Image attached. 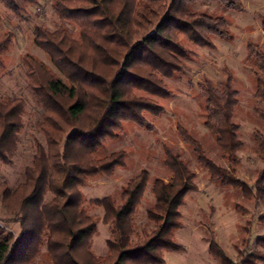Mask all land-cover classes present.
<instances>
[{
  "label": "trees",
  "instance_id": "16d2710c",
  "mask_svg": "<svg viewBox=\"0 0 264 264\" xmlns=\"http://www.w3.org/2000/svg\"><path fill=\"white\" fill-rule=\"evenodd\" d=\"M244 1L51 0L59 23L55 28L35 24L32 32L58 72L31 53L22 57L28 88L41 107L43 139L34 138L32 161L15 186L0 174V264H36L43 254L41 264H165L166 250L182 249L175 239L182 226L180 207L197 189V175L179 148L164 145L167 179L151 180L143 170L120 193L93 199L82 187L126 165L125 150L100 153L109 140L123 135L125 123L154 129L148 116L163 113L158 99L170 96L167 80L188 68L190 49L183 40L208 48L214 38L230 37L228 19L214 7L243 11ZM0 2L20 15L39 0ZM14 37L13 30L0 34V75ZM246 47L255 80L253 111L264 122V45L249 42ZM199 88L206 96L205 126L229 167L212 160L200 141L179 126L180 135L212 180L240 190L257 210L264 203V133L253 132L263 166L249 184L237 174L245 141L234 120L240 91L233 75L226 72L218 83L207 79ZM26 111L23 96L0 98V171L12 162ZM148 190L151 202L140 226L139 208ZM94 207L102 213H91ZM256 210L253 217L263 222L264 212ZM100 222L110 231L105 254H97L92 244ZM251 231L237 259L214 238L209 252L219 264H263L264 233L251 246Z\"/></svg>",
  "mask_w": 264,
  "mask_h": 264
},
{
  "label": "rangeland",
  "instance_id": "374dc122",
  "mask_svg": "<svg viewBox=\"0 0 264 264\" xmlns=\"http://www.w3.org/2000/svg\"><path fill=\"white\" fill-rule=\"evenodd\" d=\"M243 11L224 10L214 7L229 21L230 37L214 38L213 47H200L184 39L183 43L190 49L186 59L188 68L168 79L170 96L158 99L164 111L157 117L148 116L153 130L133 123H125L122 136L109 140L102 148V155L117 150L127 152V162L119 167L114 176L104 174L91 178L82 187L88 199L102 198L120 193L123 186L143 170L150 174V179L169 178L170 172L164 164V145L179 148L186 161L196 172L197 189L190 191L180 207L182 226L175 232L176 241L181 250H166L165 264H219L209 252V239L214 238L223 250L232 258H238V252L246 249L244 240L248 237L247 229H252L251 246L255 236L264 233V221L254 218L255 208L244 197L240 190L221 185L211 179L210 174L201 165L179 132V126L197 138L207 155L216 163L229 167L222 158L214 137L205 126L204 104L206 96L199 88V83L209 79L218 83L225 78V73L233 75V85L240 91V104L234 120L240 126V135L245 141L244 149L239 153L241 162L237 174L249 184L254 181L257 171L263 166L257 154V145L253 132L259 129L264 133V122L255 114L254 95L255 80L251 64L247 61V44L255 42L264 45V0H245ZM3 17L0 20V34L13 30V43L5 54V68L0 75V98L23 96L27 101L25 126L20 135L17 150L11 158V164L1 167V178L15 186L21 179L23 169L32 161L34 138L43 139L38 129L41 119V107L35 102L30 89L26 68L22 57L31 53L41 58L56 70L48 55L33 41V26L45 24L55 28L59 23L52 9L51 0H39L23 14L17 15L0 2ZM75 36L79 30L70 25ZM57 71V70H56ZM58 72V71H57ZM147 201L139 208L138 223L143 226L145 210L150 204L151 193H146ZM256 212H264V203H260ZM91 213H102L98 207L91 208ZM110 237L108 226L99 223V230L92 244L97 254H105L106 240ZM44 254L36 264H41ZM262 264V263H260ZM264 264V263H263Z\"/></svg>",
  "mask_w": 264,
  "mask_h": 264
}]
</instances>
